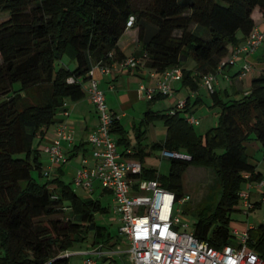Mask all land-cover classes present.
Masks as SVG:
<instances>
[{"label":"trees","instance_id":"trees-1","mask_svg":"<svg viewBox=\"0 0 264 264\" xmlns=\"http://www.w3.org/2000/svg\"><path fill=\"white\" fill-rule=\"evenodd\" d=\"M0 16V264H69L65 253L87 241L90 233V247L111 250L119 244L95 219L107 207L100 199L78 197L58 177L39 183L31 171L42 168L38 142L57 122L58 112L88 95L92 65L122 61L117 43L126 30L135 29L141 64L157 74L179 67L181 86L197 92L204 74L216 75L218 82L220 62L264 22V0H0ZM191 24L206 38L190 32ZM65 55L74 63L72 68L60 62ZM187 59L195 62L194 69L183 67ZM258 61L264 65V54ZM225 73L229 79H222L230 86L239 82L238 73ZM216 87L209 96L220 108L218 125L204 134L187 123L185 113L192 115L189 97L184 109L174 114L173 107L161 114L144 113L140 127L159 118L166 128L165 139L152 143L151 150L189 156L169 159L166 177L142 164L149 155L140 145L144 132L136 137L133 155L125 153L130 143L119 120L112 133L123 148L121 156L141 165L134 179L156 181L176 200L183 198V175L189 167L213 172L219 201L211 212H198L192 231L198 240L221 249L234 243L230 213L239 202L241 186L262 180L248 162L245 145L252 137L264 149V69L241 97L229 99L227 91L221 96ZM82 148L77 146L75 154ZM100 191V196L111 195ZM247 234V245L264 258V224L247 229ZM111 261L116 263L115 258Z\"/></svg>","mask_w":264,"mask_h":264},{"label":"built area","instance_id":"built-area-1","mask_svg":"<svg viewBox=\"0 0 264 264\" xmlns=\"http://www.w3.org/2000/svg\"><path fill=\"white\" fill-rule=\"evenodd\" d=\"M132 21L133 18L130 17L127 26H130ZM263 40V32L258 27L254 28L243 42L234 47L229 56L220 62L217 67L218 73L228 81L226 69L235 66L238 58L254 54ZM108 56L112 57V53ZM122 63L126 68L136 69L141 65V60L130 57L124 59ZM111 70L112 65L96 63L88 71V98L97 115L98 125L87 138L90 154L80 159L72 181L77 187L90 194L96 191V184L100 186V189L111 194L114 201V213L120 224L119 233L128 243L125 252L130 264H264V258L247 245V229L240 231L237 228H231L234 244L225 245L221 249L214 248L207 241L195 238L193 231L187 233L177 230L180 219L174 215V207L177 203L187 202L188 196L176 200L173 192L159 187L156 181L138 180L137 185L132 186L134 176L141 173V165L138 162L126 160L118 151L116 141L112 137V127L119 120V115L108 108L105 95L99 90L96 79L97 74H108ZM250 71L251 65L244 62L238 72L237 81H241ZM149 77L153 80V84L141 87L146 101L157 96H172L175 90L174 84L182 79V70L174 67L161 74L150 70ZM68 81L73 82L72 79ZM217 84L216 75L201 76L200 86L208 95L215 91ZM184 107L185 100H178L170 110V114L183 110ZM187 123L195 126L197 120L189 115ZM71 141L72 136L68 126L64 123L59 124L50 143L41 147V151L47 154L49 163L43 172L45 177L49 176V169H59L67 161L62 145L63 142ZM125 153L132 152L127 149ZM161 157L168 160H189V156L185 154L166 150L161 151ZM263 184V182L258 183L256 188L260 190ZM252 186L248 183L239 192V201L248 211L254 209L256 204L250 200ZM260 203L264 205V192L261 194ZM181 226L187 228L186 224ZM93 253L98 258L103 256L108 258L107 264H114L111 261L112 256L121 252L119 249L105 251L97 247ZM81 264H99V262L89 254Z\"/></svg>","mask_w":264,"mask_h":264},{"label":"rangeland","instance_id":"rangeland-1","mask_svg":"<svg viewBox=\"0 0 264 264\" xmlns=\"http://www.w3.org/2000/svg\"><path fill=\"white\" fill-rule=\"evenodd\" d=\"M252 17L258 19L259 15L257 11L253 12ZM2 19H0L1 22ZM258 29L263 32L264 34V22L259 23ZM189 31L199 35L201 37L206 38V33L197 27L195 24H191L189 27ZM174 35H180L179 31H175ZM240 33L237 34V37L240 38ZM231 47V46H230ZM264 54V40L257 50L255 56L260 57ZM62 64L67 65L69 68H72L74 63L71 62V59L68 55L63 56L60 60ZM186 68L192 69L195 66V62L193 60L187 59L184 63ZM234 67V66H233ZM232 68V67H230ZM228 68V69H230ZM226 69V72L227 70ZM253 75L257 74V71L253 70ZM218 79L220 84L216 87V91L220 94L222 93L224 87L228 89L229 99L238 98L243 95V93L238 92L239 89L245 88L240 86H235V91L232 90V86L229 83H223L222 76L218 75ZM15 88L19 87V84L16 83L14 85ZM201 92L203 98V106H200L195 110L192 114L197 119V124L194 126L195 131L198 134H204L206 130L211 127H216L219 121V114L220 108L218 106H214L212 99L210 96L206 94V92L200 87L198 88ZM235 93H234V92ZM179 95L177 99L179 101L185 100L186 93H192L190 89L183 88L181 86L179 90ZM222 96V94H221ZM172 97H164L162 99L156 100L152 102V106L157 103L156 105V112L158 114L165 113V109L170 104V100ZM226 100V98L224 99ZM202 107V108H201ZM189 116L188 113H185ZM146 132V142L151 145L152 142L162 141L165 139L166 136V128L164 123L161 119H155L154 121L150 122L145 127ZM250 141V140H249ZM43 152V151H42ZM41 152V162L42 168L40 172L38 170L33 169L31 171V176L39 183L46 182V180H52L55 177L60 178L62 182L69 185L70 189L76 193V195L82 199L91 198V199H100L101 203L107 207L106 213H97L95 215V219L98 225H101L106 228V231L114 238L119 240L118 246L112 248L113 250H118L121 252L120 254H115L116 263L115 264H130L128 260V255L126 254L128 243L126 242L125 238L119 233V221L117 215L114 213V201L111 199L110 196H100V186L96 184L97 188L96 191L92 194L88 193L87 191L83 190L80 187H77L73 183V176L75 175L77 168L80 164V156H74L67 159L65 163L62 164L61 170L56 168L49 169L48 173L49 176H43V172L45 171V154ZM149 155H147L143 161V166L151 168L156 171V174L160 177H166L169 173L170 163L168 159H162L160 157L161 151L158 149L151 150L149 148ZM137 180H132V186H136ZM183 197L188 196L189 200L183 203H177L174 207V215L180 219V224L177 226V230L179 232H191L193 230V226L197 221V214L202 210H206L207 212H211L215 206L217 205L219 198H220V188L218 184L215 182V176L210 169L206 168H197V167H189L185 174L183 175ZM253 185V184H252ZM245 188V184L241 186V190ZM264 191V189H263ZM258 190L256 186H252L250 189L251 193V202H255V197L258 196L256 194ZM262 192V190L260 191ZM259 200V199H256ZM63 217L60 215L59 218ZM181 224H186L187 228L181 226ZM260 224H264V205L260 203L259 205H255V208L252 210L245 209L241 202L239 201L238 204L234 207V210L230 213V228H237L240 230L241 228L247 229L249 226L253 228H257ZM92 239V234L90 233L87 237V241L82 244H74L68 251L66 256L69 257V264H79L80 258L84 253V250H90V242ZM234 244V243H233ZM2 254L0 250V255ZM118 257V259H117ZM81 264V263H80ZM99 264H104L100 262Z\"/></svg>","mask_w":264,"mask_h":264},{"label":"crops","instance_id":"crops-1","mask_svg":"<svg viewBox=\"0 0 264 264\" xmlns=\"http://www.w3.org/2000/svg\"><path fill=\"white\" fill-rule=\"evenodd\" d=\"M0 19H3V17L0 16ZM117 48H118V52L124 57V59L130 58V57L139 58L142 50H141L140 44L137 43L136 30L135 29L126 30L123 36L120 38L119 42L117 43ZM256 53L257 51L250 56H246L244 58L243 57L238 58L236 65L227 70V73L230 76H234L235 74L239 72L240 67L244 62H247L251 65V71L249 74L246 75V77H244L239 82L231 83L232 90L235 91V86H240V87L243 86L245 88L239 89L238 92L241 91V93H247L249 90V85H250V81L252 80V78L258 76L261 73V71L264 69V65L258 61L259 57L255 56ZM124 59L122 61L114 62L110 73L103 74V75L102 74L96 75V79L98 80V88L104 93L108 108L112 112L119 115V123L121 127L124 129V131L126 132V137L130 143V146L128 148L132 152L130 155H133L134 153L133 147H138V144H137L138 142L136 140V137L141 135V133L143 132H144V135L142 136V138L140 136L141 138L140 145L144 148V151L148 153L150 144H148V142L145 141L146 140V132H145L146 126L140 127L139 124L142 120L144 113L147 110L156 112L157 103H155L152 106L150 102L146 101L144 99V95H143L144 93L141 87L151 86L153 84V80L149 77L150 70L144 67L143 64H141L136 69L126 68L123 66V63H122ZM183 67L186 68V66H183ZM187 69H190V68H187ZM192 69H194V67ZM254 69L257 71L256 75H253L252 73ZM218 83L220 84L219 79H218ZM223 83H228V82L223 81ZM87 86H88V81L86 82V87ZM174 88H175V91L173 95L171 96L172 99L170 100V104L165 109V112L171 109L176 103V101H178L177 96L180 93L179 90L181 88V82L175 83ZM223 91H227V93L229 92L226 87H224ZM200 92L201 91L198 89L197 92L186 93V98L188 97L190 98V104L192 105L190 107V112H189L191 114H193V112L197 110L198 107L203 106V98ZM56 119H57V122L49 127L45 137L41 141L38 142L39 144L37 148L40 150V153L42 152L41 147L47 146L50 143V140L54 134L56 127L59 124L64 123L68 126V129L71 132V136H72V141L70 143L63 142V145H62L66 158L68 159L70 157H74L77 155L80 156L81 158L88 157L90 154V146L87 143V138L89 134L98 125L97 115L95 113L92 103L90 102L88 98V95L84 99L78 102L67 104L64 110H61L58 112ZM112 137L115 139V141L117 140V137L114 133H112ZM162 141H157V142H152V143H159ZM79 145H83V148L81 151H79L78 154H75L74 149ZM245 146H246V154L248 156V162L255 167L257 172H259L262 175L261 182L264 183V149L252 137L250 138V141L246 143ZM117 149L120 153L123 152V148L121 146H117ZM44 154H45V161H46L45 166L48 167L49 163H48L47 154L46 153ZM160 157H161V154H160ZM128 161L137 162V160L134 158H129ZM252 184L254 186L258 185V183H252ZM263 189H264V184L260 190L257 189L258 192L256 194H258V196L255 197V203H257V205H259L261 194L264 192ZM261 190L262 192H260ZM110 197L112 199L111 195ZM256 199H259V200H256ZM250 227L252 226H249L248 228ZM244 230L246 229L245 228L240 229V231H244ZM117 246L118 244L115 246V248ZM89 248L91 251L84 250V253L80 254V255H83L82 258H80V261H79L80 263L89 254L93 256L95 259H97L99 263L100 262L104 264L108 263V258L104 256L98 258L97 256L94 255L93 252L95 251L97 246L89 247ZM105 251H115V250L111 249V250H105ZM65 254H67V252ZM114 256L115 255H113L112 258H115Z\"/></svg>","mask_w":264,"mask_h":264}]
</instances>
